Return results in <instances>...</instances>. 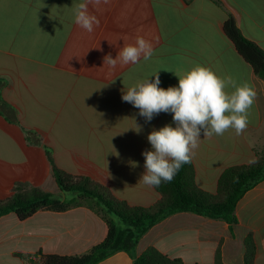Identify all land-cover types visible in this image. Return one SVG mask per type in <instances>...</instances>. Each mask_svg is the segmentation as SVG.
Returning a JSON list of instances; mask_svg holds the SVG:
<instances>
[{"label": "crops", "instance_id": "1", "mask_svg": "<svg viewBox=\"0 0 264 264\" xmlns=\"http://www.w3.org/2000/svg\"><path fill=\"white\" fill-rule=\"evenodd\" d=\"M80 2L0 0V98L8 105L0 109V199L18 182L59 195L49 151L59 169L97 181L130 205L153 206L161 195L139 183L142 153L152 150L147 136L154 128L175 124L163 112L146 122L122 94L138 81H154L156 72L160 87L178 86L175 74L197 64L238 85L248 82L257 93L242 135L201 133L192 156L197 187L215 194L226 169L251 164L264 151V81L224 29L232 16L241 34L264 51V0H109L89 5L100 21L91 33L74 22ZM137 37L152 44L149 60L104 65V56L115 59ZM236 216L232 231L222 220L173 214L142 237L136 256L155 247L184 264H216L219 250L223 264H247L245 240L251 236L255 264H264V180L245 192ZM107 234L106 224L84 207L39 211L24 221L10 213L0 219V264H26L19 255L40 251L83 254ZM99 264H134V258L122 251Z\"/></svg>", "mask_w": 264, "mask_h": 264}, {"label": "trees", "instance_id": "2", "mask_svg": "<svg viewBox=\"0 0 264 264\" xmlns=\"http://www.w3.org/2000/svg\"><path fill=\"white\" fill-rule=\"evenodd\" d=\"M224 29L240 55L264 81V51L241 34L232 16L226 21ZM7 107L6 102L0 98V109L6 111ZM28 134L31 140L34 133ZM48 158L60 193L68 194L69 198L62 199L40 187L18 182L9 197L0 199V219L15 213L24 221L39 211L63 213L76 207H84L106 224L108 234L103 242L83 254L57 255L40 251L29 256L19 255L26 264H99L122 251L134 258V264H184L182 259L170 258L155 247H149L137 257L138 243L152 227L181 212L225 221L233 231L238 224V202L246 191L264 180L263 151L251 164L226 169L219 179L215 194L204 192L195 183L191 159L189 163L182 165L171 182H162L159 187H154L161 197L153 206L142 207L119 199L109 188L89 177L59 169L49 151ZM245 246L247 264H255L256 246L251 236L246 238ZM216 264H223L219 250Z\"/></svg>", "mask_w": 264, "mask_h": 264}, {"label": "clouds", "instance_id": "3", "mask_svg": "<svg viewBox=\"0 0 264 264\" xmlns=\"http://www.w3.org/2000/svg\"><path fill=\"white\" fill-rule=\"evenodd\" d=\"M101 3L107 4L109 0H81L76 4L73 9L75 24L88 33L93 32L100 21L90 14L89 5ZM152 55V44L137 37L134 44L124 45L115 59L108 54L103 60L104 65L115 68L118 63L137 64L141 58L147 61ZM175 75L179 78L178 86L160 87L156 72L151 75L155 76L154 81L149 78L138 81L122 94V100L137 108L146 122L163 112L171 113L175 124V127L166 124L158 130L154 128L147 136L152 150L142 153L145 171L139 183L148 187H159L162 182L174 179L182 165L191 161L202 132L207 138L223 135L229 130L237 136L242 135L250 123V110L257 96L254 86L248 82L238 85L232 77H221L211 68L199 64ZM229 87L234 90L229 92ZM132 130L139 134L142 127L135 123ZM113 154L119 157L114 147ZM130 163L132 167L138 166V162Z\"/></svg>", "mask_w": 264, "mask_h": 264}, {"label": "rangeland", "instance_id": "4", "mask_svg": "<svg viewBox=\"0 0 264 264\" xmlns=\"http://www.w3.org/2000/svg\"><path fill=\"white\" fill-rule=\"evenodd\" d=\"M58 196H60L62 199L69 198V195L68 194H62V193H60ZM70 198H71V196H70Z\"/></svg>", "mask_w": 264, "mask_h": 264}]
</instances>
